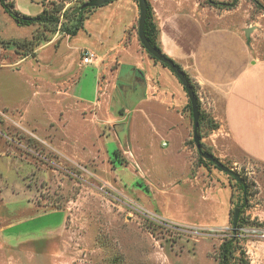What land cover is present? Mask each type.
<instances>
[{"label": "rangeland", "instance_id": "rangeland-1", "mask_svg": "<svg viewBox=\"0 0 264 264\" xmlns=\"http://www.w3.org/2000/svg\"><path fill=\"white\" fill-rule=\"evenodd\" d=\"M7 1L34 17L56 0ZM196 1L214 28H252L264 59V0ZM125 2L94 8L74 36L17 25L0 5V264H217L243 195L199 162L186 93L123 32ZM217 129L200 127L202 151L248 186L238 235L249 263L264 264V163Z\"/></svg>", "mask_w": 264, "mask_h": 264}, {"label": "crops", "instance_id": "crops-1", "mask_svg": "<svg viewBox=\"0 0 264 264\" xmlns=\"http://www.w3.org/2000/svg\"><path fill=\"white\" fill-rule=\"evenodd\" d=\"M148 2L162 54L197 84L201 104L219 125L216 136L228 137L245 155L264 163V59L254 57L246 28L210 26L205 18L210 10L196 0H190L189 8L183 7V0ZM125 3L130 15L123 32L129 31L133 41L138 38V5L132 0ZM182 19L192 25V38L179 31Z\"/></svg>", "mask_w": 264, "mask_h": 264}, {"label": "trees", "instance_id": "trees-1", "mask_svg": "<svg viewBox=\"0 0 264 264\" xmlns=\"http://www.w3.org/2000/svg\"><path fill=\"white\" fill-rule=\"evenodd\" d=\"M88 1H91V0H88ZM132 1L137 3V0H132ZM146 1H147V13H146V19H145V24H144V34L149 44L153 48H155L158 52L162 53L161 48H160V43H159V29H158L157 23L154 18L152 7L150 3L148 2V0ZM66 2H68V0H56V1L50 2L49 6H46L43 3L44 4L43 10L41 11L40 14L34 17H28V16L19 14L15 10L14 4L12 2H8L7 0H0V5L3 7L5 12L8 13L13 18V20L15 21L17 25H20V26L37 25L44 32L49 33V34L62 33V34H66L69 36H74L82 28L84 20L92 13L94 8L84 7V5L87 2L83 1L76 7L74 11L70 12L69 8H65ZM207 2L210 6H215V7L220 6V7L229 9V8H233L238 2V0H231V2L229 3H217V2H213L212 0H207ZM43 41H46V40H43ZM29 44L31 43L27 41H23V42L18 43L17 45L20 48H25V49L27 48L28 50ZM145 53L148 55L149 58L159 63L157 60L152 58L146 51ZM161 65L164 66L163 64ZM176 66L178 65L176 64ZM182 72L184 73L193 91L195 92V88H194V84L192 83V80L189 78V76L184 71ZM187 108L189 110L190 118L192 119L191 106H190L189 100H188ZM198 110H199L198 135L200 137L199 139H200V144L202 148L203 144L201 143V135L199 134L200 127H202L203 125H207L209 130L213 131L218 128V124L215 123L214 120L201 109L199 101H198ZM192 143H193V140H192ZM205 152L210 154V152L208 151H205ZM198 160L199 162L215 167L213 164L209 163L208 161H205L199 154H198ZM232 180L235 181L234 179ZM235 186L238 189V191L242 193L244 200L240 202V206H239L240 210H239V215L237 218L235 229L233 230L231 228V232L229 233L230 235L227 236V238H225L219 245L218 254L216 257L217 264H250L249 261L247 260L245 252L242 250L243 247L240 244L241 239H240V236L238 235L239 234L238 230L241 227L248 225L247 220L243 217L244 210L247 208V205L245 204V198H247L248 196V186L245 184L244 179H240V184H238L235 181ZM231 225H232V220H231Z\"/></svg>", "mask_w": 264, "mask_h": 264}, {"label": "water", "instance_id": "water-1", "mask_svg": "<svg viewBox=\"0 0 264 264\" xmlns=\"http://www.w3.org/2000/svg\"><path fill=\"white\" fill-rule=\"evenodd\" d=\"M115 0H91L88 1L84 7L86 8H97L104 5H107ZM138 10H139V17L137 21V37L139 40L140 45L143 47V49L155 60H157L159 63L163 64L169 70L174 74V76L178 79L181 86L186 92L187 98L190 102L191 106V116H192V126H193V132H192V140L195 145L197 153L209 163L213 164L216 168L230 176L232 179H234L238 184H240V178L239 176L233 172L232 170L228 169L226 166H224L219 160L214 158L212 155L203 152L200 144V139L198 135V127H199V110H198V98L195 95V92L193 91L190 83L188 82L187 78L185 77L182 70L176 66V64L171 61L169 58H167L164 54L158 52L155 48H153L149 42L147 41L145 34H144V24L146 19V13H147V1L146 0H137ZM252 28H248L244 30L245 36L248 38L249 34L252 32ZM239 208H235L233 215H232V229H235L237 218L239 215Z\"/></svg>", "mask_w": 264, "mask_h": 264}, {"label": "built area", "instance_id": "built-area-1", "mask_svg": "<svg viewBox=\"0 0 264 264\" xmlns=\"http://www.w3.org/2000/svg\"><path fill=\"white\" fill-rule=\"evenodd\" d=\"M94 60H96V56H95L92 52L87 51V50H85V51L83 52V54H82V59H81V62H82L83 65H89V64H91ZM238 232H239L240 234H243V233H247L248 230L244 229V227H241V228L238 230ZM249 232H250V233H255V232H258V231H257V230H255V231H254V230H250ZM261 236L264 237V233H263V232H261Z\"/></svg>", "mask_w": 264, "mask_h": 264}]
</instances>
